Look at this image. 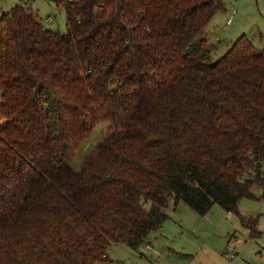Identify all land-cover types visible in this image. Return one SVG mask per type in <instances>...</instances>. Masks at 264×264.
<instances>
[{
    "label": "trees",
    "instance_id": "trees-1",
    "mask_svg": "<svg viewBox=\"0 0 264 264\" xmlns=\"http://www.w3.org/2000/svg\"><path fill=\"white\" fill-rule=\"evenodd\" d=\"M30 1L0 13V264H110L170 200L260 234L236 205L253 184L264 198V48L243 34L211 61L222 0H54L65 32Z\"/></svg>",
    "mask_w": 264,
    "mask_h": 264
},
{
    "label": "rangeland",
    "instance_id": "rangeland-1",
    "mask_svg": "<svg viewBox=\"0 0 264 264\" xmlns=\"http://www.w3.org/2000/svg\"><path fill=\"white\" fill-rule=\"evenodd\" d=\"M222 0L223 7L213 13L205 27V38L212 45L211 61L221 57L230 44L245 34L255 48H264V0ZM17 0H0V13L6 12ZM30 6L47 29L65 32V13L54 0H32ZM50 17V19H49ZM1 95V93H0ZM106 122L97 123L76 147L70 167L77 171L95 145L104 137ZM264 175V155L261 161ZM262 189L253 184V197L241 198L236 210L240 215L256 220L251 237L240 224L235 212H227L218 204L199 215L182 201L173 205L170 200L165 219L155 231L149 232L138 249L126 244L112 243L108 259L116 264H264V198ZM146 206L149 203L145 204Z\"/></svg>",
    "mask_w": 264,
    "mask_h": 264
},
{
    "label": "built area",
    "instance_id": "built-area-1",
    "mask_svg": "<svg viewBox=\"0 0 264 264\" xmlns=\"http://www.w3.org/2000/svg\"><path fill=\"white\" fill-rule=\"evenodd\" d=\"M234 2H235V0H232V1H231V9H232V12H231L230 16L227 18V20H226V24L229 23V22L231 21L232 15H233V13H234V9H233V8H234ZM49 19H50V17H49ZM110 264H116V263L112 262V263H110Z\"/></svg>",
    "mask_w": 264,
    "mask_h": 264
}]
</instances>
